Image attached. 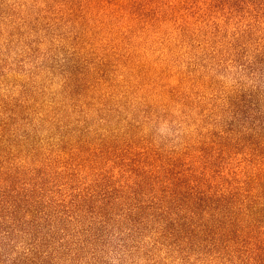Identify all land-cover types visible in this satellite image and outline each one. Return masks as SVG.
Returning a JSON list of instances; mask_svg holds the SVG:
<instances>
[{
    "label": "trees",
    "instance_id": "trees-1",
    "mask_svg": "<svg viewBox=\"0 0 264 264\" xmlns=\"http://www.w3.org/2000/svg\"><path fill=\"white\" fill-rule=\"evenodd\" d=\"M166 2L178 45L197 51L185 83L195 85L204 57L211 73L231 57L251 79L264 76V0ZM169 98L184 116L192 97L174 88ZM154 116L128 121L124 136L61 138L55 156L29 165L38 147L23 149L12 117L0 122V264H110L101 245L116 228L157 264H264V142L244 157L252 172L221 167L218 134L182 125L183 142L159 144L142 128Z\"/></svg>",
    "mask_w": 264,
    "mask_h": 264
},
{
    "label": "rangeland",
    "instance_id": "rangeland-1",
    "mask_svg": "<svg viewBox=\"0 0 264 264\" xmlns=\"http://www.w3.org/2000/svg\"><path fill=\"white\" fill-rule=\"evenodd\" d=\"M166 1L0 0V122L12 117L8 131L26 138L23 149L38 147L27 165L55 156L61 138L95 142L114 138L110 130L124 136L128 121L141 127L156 114L142 127L153 141L171 147L178 127L209 128L220 147L227 144L217 164L252 172L243 160L263 147L264 76L251 79L231 57L211 73L214 63L204 57L195 85L185 83L181 71L191 69L197 51L178 45ZM174 88L192 97L184 116L166 106ZM123 231L111 230L101 245L108 263L157 264L134 252Z\"/></svg>",
    "mask_w": 264,
    "mask_h": 264
}]
</instances>
